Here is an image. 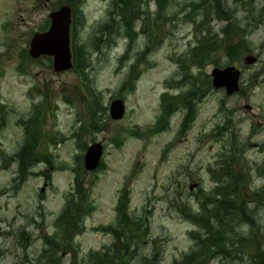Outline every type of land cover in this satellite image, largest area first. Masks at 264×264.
Wrapping results in <instances>:
<instances>
[{
	"label": "rangeland",
	"instance_id": "1",
	"mask_svg": "<svg viewBox=\"0 0 264 264\" xmlns=\"http://www.w3.org/2000/svg\"><path fill=\"white\" fill-rule=\"evenodd\" d=\"M68 1L0 0V264L121 262V247L114 252L113 244L117 233L126 234L116 211L123 189L127 211L121 216L143 224L130 228L136 244L125 264L155 257L176 264L190 252L197 257L202 248L190 249L191 233L200 228L191 217L204 202L212 208L221 190L246 195L251 209L257 205L255 225L240 223L249 219L240 207L223 252L196 264H264V0H221L236 29L231 36L228 18L212 1L211 18L192 7L193 0H166L164 7L156 0L134 6L118 0L120 8L114 0L83 1L85 18L73 41L86 75L55 71L46 57H23L51 13ZM111 19L119 29L105 28ZM205 38L215 46L202 48ZM247 54L257 63L246 65ZM228 66L242 71L241 91L232 96L212 86L213 69ZM188 92L192 109L177 104L163 120V94ZM117 98L126 113L112 120ZM34 110L41 124L37 150L51 164L31 154L20 158L25 138L35 133L24 126ZM95 142L104 146L102 165L86 172L84 156ZM67 199L74 202L60 217ZM223 208L229 221L228 202ZM78 212L79 221L68 228L67 219ZM46 237L65 243L55 263L43 256Z\"/></svg>",
	"mask_w": 264,
	"mask_h": 264
},
{
	"label": "trees",
	"instance_id": "2",
	"mask_svg": "<svg viewBox=\"0 0 264 264\" xmlns=\"http://www.w3.org/2000/svg\"><path fill=\"white\" fill-rule=\"evenodd\" d=\"M84 0H69L68 3L71 6L75 7V11L78 10L79 5L83 2ZM125 1V0H124ZM134 2L132 3L131 6H134V4L137 2V0H133ZM141 1V0H140ZM159 4L160 7H164L165 5L163 4L162 0H156ZM194 2H192V7L196 8L197 10L203 11L205 12L204 17L205 18H211V16L213 15V12L210 11L209 9V1H212L216 4V10H217V14L219 16H222V18H228L227 20H229V24L225 27V31H226V35L231 36L236 29L232 28V21H230L229 18V14H230V10L227 8L223 7V3H220L221 0H193ZM116 3V5H119V1L115 0L114 1ZM126 3V1H125ZM130 6V7H131ZM130 12H132V10H130ZM207 12V13H206ZM261 14L264 15V10L261 11ZM151 19V18H150ZM77 25V22L75 24V26ZM202 48L207 49L210 48L211 46H215V43H212V41H210L209 39L205 38V41L202 42ZM76 51V56H75V64H74V69L78 70L81 74L86 75L85 71H84V61H83V57H81L80 49L79 50H75ZM83 62V63H82ZM194 79V77H193ZM128 82L125 81L124 82V88L127 86ZM132 84V83H131ZM131 84L129 85V87L131 86ZM171 86V85H170ZM193 96L192 92H188L183 94L182 96H178V97H168V95H163V105H162V110H163V115L161 118L165 117L167 114H169L170 109L174 108L177 104H185V105H189V108L192 109V102H191V96ZM165 101V102H164ZM191 116H194L193 114H191ZM24 126L26 127L25 129H33V131L35 132L32 135H29L28 138H25V143L23 144L21 151H20V158L30 155L31 159H43V161L49 162L51 164V161L49 159L48 155H43L42 153H40L37 150V142H38V130L41 127L40 121L38 116H34V114L32 115V117L30 119H28L27 121H24ZM36 146V147H34ZM25 154V155H24ZM23 168V166H22ZM227 170V169H226ZM83 171V169H82ZM80 175H83V173L80 172ZM222 176V175H219ZM78 181V179H77ZM77 190V188H76ZM223 190H221V192L219 193V196L217 197V199H214L212 204V208H208L207 204L204 202L202 203V212L200 214H193L191 217V221L196 224L200 229L197 230V232H192L191 236L192 239L194 240V247H197V244L202 248L201 252L199 253V255L197 257H193V255L191 254V252L189 254H187L185 257H183V260L177 261L176 264H193L192 261L194 260V264H196L199 260H208L211 256H213L214 254H216L218 251L219 252H223L221 250H219V248L221 249L222 246L221 244L224 243L225 239H227L228 237L225 235V231L227 229L232 230L233 232H235V228H234V224H231V222H236V218L234 217V214L236 212H239V208L241 207L242 209V213L245 216H248L249 219L244 220L240 223L243 222H248L251 223V225H255V217L253 215V212L256 208V206L251 209L249 208V203L247 202L248 198L246 197V195L241 197V194H239V192L234 191V192H228V193H222ZM81 194V193H80ZM127 194V191H124V194L121 198V203L119 204V207L117 209L118 213H120V218L118 215V218L121 219L122 221H125L126 225H125V230H126V234H122V233H117V238H116V243L114 242L113 244V248H114V252L115 249L119 247H121V252H119V257L121 259V262L117 261L116 264H125V261H123L126 257H128L129 254H131L132 250L131 245L132 244H136V240L132 237L129 236L130 235V228H132L133 226H135L137 229H140V227L143 225L142 223H136L135 220L132 219L131 216L128 217H123L121 216V212H126L127 211V204L124 202V198L125 195ZM79 196V190L76 192L75 191V195H72V199L74 197H78ZM78 201H84V199L82 198V194L81 197L78 199ZM255 202H259V198L258 195L255 194V198H254ZM74 202V200H68L67 204L65 206V209L67 207L68 204H72ZM228 202V209H229V214L230 217L228 219H230L229 221H226V217L224 218V214H223V210L225 208L224 204ZM209 203V202H208ZM77 207V204H76ZM223 208V209H222ZM65 210H64V214H65ZM62 213V215L60 217H63L64 215ZM250 216H252L253 218H251ZM59 217V218H60ZM68 217L67 215L64 217L66 218ZM79 217H80V213H76V214H72L70 216L69 219H67V226L68 228L70 227V225L72 224V222H78L79 221ZM61 222V221H59ZM1 231V228H0ZM25 232V231H23ZM1 234V233H0ZM194 234H196L195 237ZM125 240V242H123V244L120 243V241ZM243 241V242H242ZM241 242L245 244H247L248 240H245V238H243ZM237 242V241H236ZM61 246H65L64 242H60L58 241L56 238L54 237H46L45 239V245L43 246V256L44 257H50L51 259L49 260V262L55 263V258L57 256H60L62 254L61 252ZM193 247V248H194ZM218 247V249H216ZM101 254V253H100ZM118 254V253H117ZM101 256V255H100ZM105 256H108L105 254ZM97 258V257H96ZM109 257H106L105 260H107ZM157 257H155L154 259H145L143 260L142 264H159V261L156 263ZM264 260V258H263ZM56 264H59V261L56 262ZM99 264H103V263H99ZM105 264H109V263H105Z\"/></svg>",
	"mask_w": 264,
	"mask_h": 264
},
{
	"label": "water",
	"instance_id": "3",
	"mask_svg": "<svg viewBox=\"0 0 264 264\" xmlns=\"http://www.w3.org/2000/svg\"><path fill=\"white\" fill-rule=\"evenodd\" d=\"M70 15L71 9L68 6L62 7L59 11L52 14V26L49 31L38 36L32 43V54L38 57L42 54H49L55 57L54 67L57 71H63L71 67L70 53ZM256 57L247 56V64L256 62ZM213 84L216 88L226 87L228 94H233L239 90L238 81L241 75L235 67L225 69L216 68L212 72ZM125 113L123 100L112 101L110 115L113 119H121ZM103 145L94 143L85 155V167L88 171L95 170L101 160Z\"/></svg>",
	"mask_w": 264,
	"mask_h": 264
},
{
	"label": "bare ground",
	"instance_id": "4",
	"mask_svg": "<svg viewBox=\"0 0 264 264\" xmlns=\"http://www.w3.org/2000/svg\"><path fill=\"white\" fill-rule=\"evenodd\" d=\"M164 5H168V2L166 0H162Z\"/></svg>",
	"mask_w": 264,
	"mask_h": 264
}]
</instances>
